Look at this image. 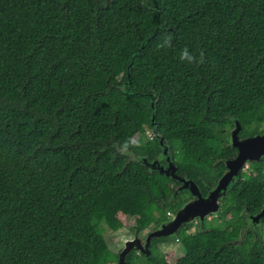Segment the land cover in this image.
I'll list each match as a JSON object with an SVG mask.
<instances>
[{
    "label": "trees",
    "instance_id": "1",
    "mask_svg": "<svg viewBox=\"0 0 264 264\" xmlns=\"http://www.w3.org/2000/svg\"><path fill=\"white\" fill-rule=\"evenodd\" d=\"M157 2L160 26L154 0H0V264H119L103 223L153 205L157 226L170 220L183 204L164 186L175 181L143 164L162 154L146 136L153 114L203 195L237 154L236 124L241 138L264 134V0ZM220 216L184 226L175 252L155 239L126 263L264 264V228L257 239L249 223L264 227V158Z\"/></svg>",
    "mask_w": 264,
    "mask_h": 264
},
{
    "label": "water",
    "instance_id": "2",
    "mask_svg": "<svg viewBox=\"0 0 264 264\" xmlns=\"http://www.w3.org/2000/svg\"><path fill=\"white\" fill-rule=\"evenodd\" d=\"M154 8L158 12L157 23L158 26H160L162 9L159 8L157 0H154ZM157 33L158 29H156L154 34L151 37L147 38L143 42V44L134 51L129 69H131L134 58L141 53V51L157 35ZM131 83V78L129 77V80L125 84V87L130 88ZM142 95L150 99L151 108L155 113V98L148 94ZM151 124L154 134L159 141L162 149H164V153L166 154V157L169 161L170 159L168 149L165 148L163 141L159 135L158 125L154 122V114L151 116ZM241 130L242 128L240 124L237 123L230 137V144L234 149L237 150V157L229 161L228 172L220 178L219 182L213 187L211 192L206 197H203L199 193L198 188L193 182L186 181L180 178L177 172V168L172 165L170 161L169 165L165 166L158 163L157 161L151 162L148 159H143V164L146 167L157 170L160 173H165L166 175H171L182 184L180 188L181 191H189L191 195L196 199L195 201L182 206L170 220L161 225L159 230L151 233L146 239V246L141 244V240L139 238L125 242V248L119 254V264H127L126 258L130 255V253L134 251H138L139 253L144 254L147 249H150V243L153 240H161L166 237L176 236L184 226L192 224L197 219L204 221L211 215H218L220 213L221 202L224 200V197L226 196L228 190L232 187V181L234 177H241V174L248 167L249 163L260 161L264 157V134H259L254 137H247L242 139L240 137Z\"/></svg>",
    "mask_w": 264,
    "mask_h": 264
},
{
    "label": "rangeland",
    "instance_id": "3",
    "mask_svg": "<svg viewBox=\"0 0 264 264\" xmlns=\"http://www.w3.org/2000/svg\"><path fill=\"white\" fill-rule=\"evenodd\" d=\"M151 135H153V128H149V131L146 134L149 140H150ZM135 141H136V138L135 139L132 138L129 135V133L125 134L124 142L132 143ZM125 152L126 154L132 156V153H130L128 150H126ZM178 157H180V155H178ZM248 170H249V166L243 171V173H247ZM189 197H190L189 194L180 193L178 195V199L181 201L183 199L188 200ZM221 207H222V202H221ZM150 210L152 212L151 216L143 212H140L132 217H122L121 223L119 224V226L113 230L109 229L105 225V223L101 225L100 236L106 240V244H108V248L113 254H120L125 248V242H128L130 240H135L136 238H139L141 240V244L145 246L144 242L146 241V238L154 231H157L160 229V227L156 225V220L159 218L161 214V209L153 205V206H150ZM170 214L172 213L171 212L167 213V216L170 217ZM172 215L174 216V214ZM261 217L262 216H258V217L249 219L250 226L251 228L255 229V231L260 229L259 222L261 220ZM206 220H208V223L210 222L213 224V223H219L223 221V218L220 216V213H219L218 215H211ZM190 225H191L190 231H189L190 233H194L195 231L200 229L202 226L199 220H196ZM179 243L180 242L177 240V235H176V236L169 238L168 242L161 243L159 245V249L163 253L175 252L181 246V244ZM132 253H134L135 259L138 260L141 253H139L138 251H134ZM100 255L104 257L108 263L110 262V259L107 255L105 254H100ZM114 264H117V262Z\"/></svg>",
    "mask_w": 264,
    "mask_h": 264
},
{
    "label": "flooded vegetation",
    "instance_id": "4",
    "mask_svg": "<svg viewBox=\"0 0 264 264\" xmlns=\"http://www.w3.org/2000/svg\"><path fill=\"white\" fill-rule=\"evenodd\" d=\"M234 130V129H233ZM232 130V131H233ZM232 131H231V133H232ZM241 133V132H240ZM242 139H244V138H242ZM237 151V150H236ZM168 153H169V161H170V163L172 164V165H174L175 167H176V165L174 164V162H173V155L170 153V150L168 149ZM237 157V154H236V156H235V158ZM264 158V157H263ZM262 158V159H263ZM232 159H234V158H232ZM231 159H228L227 160V163H226V167H227V170H226V172L225 173H227L228 172V163H229V161H230ZM158 163H160V164H162V165H165V166H168L169 165V161H168V159H167V157H166V154L164 153V149H162V154H160L159 156H158V158H157V160H156ZM155 162V161H154ZM248 166H249V168H250V163L248 164ZM177 168V167H176ZM177 172H178V169H177ZM224 173V174H225ZM223 174V175H224ZM179 175V174H178ZM222 175V176H223ZM167 176H169V177H171L175 182H172V181H167L165 184H164V186L166 187V188H170V189H172V190H174V196H173V199H176L177 197H178V195L181 193V194H189V198H188V200L187 199H183L182 200V202H183V204H182V206H184L185 204H187V203H190V202H193V201H195V197L194 196H192L191 195V193L189 192V191H181V186H182V184L180 183V182H178L174 177H172L171 175H167ZM222 176H220V178L222 177ZM179 177L180 178H182V179H184V180H186V181H190V182H193V181H191V180H188L187 178H184V177H181L180 175H179ZM220 178H219V180H220ZM241 177H234V179H233V181H232V187L228 190V192L230 191V190H236V184L238 183V180L240 179ZM219 180L214 184V185H212L210 188H208V193L206 194V195H203L202 194V192L200 191L201 190V188H200V186L198 185V184H196V183H194L195 185H196V187L198 188V190H199V193L203 196V197H206L210 192H211V190L213 189V187L219 182ZM243 180H245V179H243ZM203 184H205V182L203 181L202 182ZM227 192V193H228ZM222 204H223V201H222ZM221 209H222V207H221ZM177 213V212H176ZM175 213V214H176ZM174 214V215H175ZM171 217H173V215L172 214H170V219H171ZM197 220H199V222H202L200 219H197ZM187 226H191V225H187ZM159 227H161V225L159 226ZM259 228L260 229H258L257 231H256V233H255V236L254 237H257V239H259L260 238V235H262L263 234V225H262V222L260 221L259 222ZM166 238H169V237H166ZM171 238V237H170ZM147 239V238H146ZM146 242V241H145ZM145 242H144V244H145ZM153 242V241H152ZM151 244V243H150ZM145 246H146V244H145ZM149 252V249H147L146 250V252L144 253V254H147ZM142 254V253H141Z\"/></svg>",
    "mask_w": 264,
    "mask_h": 264
},
{
    "label": "built area",
    "instance_id": "5",
    "mask_svg": "<svg viewBox=\"0 0 264 264\" xmlns=\"http://www.w3.org/2000/svg\"><path fill=\"white\" fill-rule=\"evenodd\" d=\"M149 128H150L149 126H146V134L148 133ZM154 140H155V135L153 134V135L150 136V141H154Z\"/></svg>",
    "mask_w": 264,
    "mask_h": 264
},
{
    "label": "clouds",
    "instance_id": "6",
    "mask_svg": "<svg viewBox=\"0 0 264 264\" xmlns=\"http://www.w3.org/2000/svg\"><path fill=\"white\" fill-rule=\"evenodd\" d=\"M185 55H187V53H185ZM150 128H153V127L151 126ZM153 134H154V131H153ZM154 135H155V134H154ZM148 139H149V138H148ZM155 139H157L156 136H155ZM152 142H153V141H152Z\"/></svg>",
    "mask_w": 264,
    "mask_h": 264
}]
</instances>
